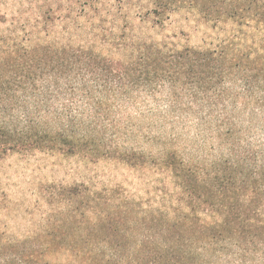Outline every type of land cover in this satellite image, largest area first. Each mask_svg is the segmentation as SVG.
Segmentation results:
<instances>
[{
  "label": "trees",
  "instance_id": "trees-1",
  "mask_svg": "<svg viewBox=\"0 0 264 264\" xmlns=\"http://www.w3.org/2000/svg\"><path fill=\"white\" fill-rule=\"evenodd\" d=\"M59 4L0 17V162H112L152 197L41 183L47 213L21 235L0 225V264H264V0H74L81 14L58 24ZM180 11L215 43L162 35ZM163 88L169 114L194 118L200 158L164 117L125 113Z\"/></svg>",
  "mask_w": 264,
  "mask_h": 264
},
{
  "label": "rangeland",
  "instance_id": "rangeland-1",
  "mask_svg": "<svg viewBox=\"0 0 264 264\" xmlns=\"http://www.w3.org/2000/svg\"><path fill=\"white\" fill-rule=\"evenodd\" d=\"M18 2L19 0H0V17L3 18L1 21L6 19L9 22L12 18L14 5H17ZM53 2L54 0H25V5L21 11L32 17L38 13V7H41L43 3L48 5L53 4ZM30 4L33 6L32 9ZM59 5L58 11L55 5L53 13L51 12L58 24L61 22L59 17L68 16L69 19L66 22L69 23L81 14L74 4V0H60ZM45 11L47 12V10ZM131 14H135V11H132ZM109 27L110 25L107 24L105 28L108 29ZM4 28L5 26L0 23V31ZM159 30H161L162 35L169 36L181 45L196 47L215 43L218 36V33L210 25L186 11L172 14ZM170 94L171 91H168L167 88L159 89L154 98L149 99L140 107L137 106V108L130 105L125 113L135 120L143 115L141 113L147 116L153 114L154 118L164 117L167 128L175 127L174 135L180 137L183 146L188 145L192 152L189 153L188 151V154L200 158L204 151L201 149L202 145L197 135L196 122L192 116L187 114L184 116L176 114L182 117L178 119L174 114L168 113L172 98ZM178 98L180 101H184L180 95ZM180 110L178 107L177 111ZM41 183H85L96 185L98 188L122 185V190L131 194L134 193L137 198H143L144 201L152 197V186L148 179H145L141 173L123 165L106 161L89 164L80 159H64L47 155H37L30 159L12 157L0 162V225L9 228L17 235H21L42 219L47 213V206L39 203L35 193Z\"/></svg>",
  "mask_w": 264,
  "mask_h": 264
}]
</instances>
